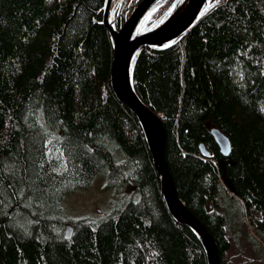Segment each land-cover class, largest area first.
<instances>
[{"label": "trees", "instance_id": "16d2710c", "mask_svg": "<svg viewBox=\"0 0 264 264\" xmlns=\"http://www.w3.org/2000/svg\"><path fill=\"white\" fill-rule=\"evenodd\" d=\"M107 1L0 0V264H209L199 234L168 207L138 116L114 91ZM142 1L113 0L110 23L119 30ZM185 1L156 0L138 29ZM131 71L165 125L178 194L223 264L232 240L263 250L264 0H208L180 38L142 47ZM213 128L229 137V157ZM101 176L115 190L111 212L67 217L66 198Z\"/></svg>", "mask_w": 264, "mask_h": 264}, {"label": "water", "instance_id": "95a60500", "mask_svg": "<svg viewBox=\"0 0 264 264\" xmlns=\"http://www.w3.org/2000/svg\"><path fill=\"white\" fill-rule=\"evenodd\" d=\"M207 1L186 0L183 6L160 26L137 35L139 24L156 0H143L119 30L110 23L113 0H108L105 8L104 24L110 30L114 40V61L112 68L114 91L119 100L127 104L136 113L144 128L155 167L161 175L162 190L168 207L179 222L187 224L199 234L206 246L209 264H223L216 241L203 222L188 209L178 194L175 180L165 158V125L161 116L148 107L136 93L131 71L133 59L142 47H162L180 38L194 26ZM212 134L222 154L229 157L232 151L229 137L219 128H213ZM202 149L207 155H210L204 144L202 145ZM166 191L168 192L169 199ZM66 235L68 239L72 238V225L67 226Z\"/></svg>", "mask_w": 264, "mask_h": 264}, {"label": "rangeland", "instance_id": "374dc122", "mask_svg": "<svg viewBox=\"0 0 264 264\" xmlns=\"http://www.w3.org/2000/svg\"><path fill=\"white\" fill-rule=\"evenodd\" d=\"M141 29L137 30V35L141 33ZM114 199V188L107 187L106 179L101 176L89 188L79 190L66 198L65 213L71 219L82 217L100 219L111 212ZM245 227L249 233L250 224L247 223ZM231 242L232 247L226 257L227 264H264V247L263 250L255 249L246 236L243 240Z\"/></svg>", "mask_w": 264, "mask_h": 264}, {"label": "bare ground", "instance_id": "6f19581e", "mask_svg": "<svg viewBox=\"0 0 264 264\" xmlns=\"http://www.w3.org/2000/svg\"><path fill=\"white\" fill-rule=\"evenodd\" d=\"M182 22V21H181ZM176 26H178V25H176ZM115 79H116V77H115ZM166 194H167V197H168V199H169V195H168V192L166 191ZM170 201V200H169ZM170 204H171V206H172V203L170 202ZM190 222V221H189ZM192 223V222H191ZM193 224V223H192ZM200 229V228H199ZM201 230V229H200ZM202 231V230H201ZM202 233H204L203 231H202ZM209 244V243H208ZM210 247V246H209ZM211 250V249H210Z\"/></svg>", "mask_w": 264, "mask_h": 264}]
</instances>
